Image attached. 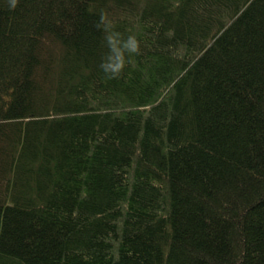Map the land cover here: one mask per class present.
I'll return each instance as SVG.
<instances>
[{
    "label": "trees",
    "instance_id": "16d2710c",
    "mask_svg": "<svg viewBox=\"0 0 264 264\" xmlns=\"http://www.w3.org/2000/svg\"><path fill=\"white\" fill-rule=\"evenodd\" d=\"M0 264H264V0H0Z\"/></svg>",
    "mask_w": 264,
    "mask_h": 264
},
{
    "label": "clouds",
    "instance_id": "9594fccd",
    "mask_svg": "<svg viewBox=\"0 0 264 264\" xmlns=\"http://www.w3.org/2000/svg\"><path fill=\"white\" fill-rule=\"evenodd\" d=\"M18 0H10V8L17 7ZM94 27L104 34L107 53L99 65L108 79H118L125 67L131 63V57L141 53L140 41L135 35L126 38L116 30L115 23L109 19L107 12L99 14V20Z\"/></svg>",
    "mask_w": 264,
    "mask_h": 264
}]
</instances>
